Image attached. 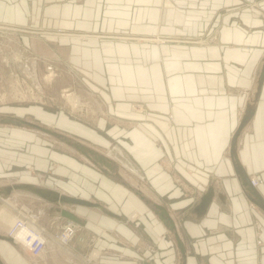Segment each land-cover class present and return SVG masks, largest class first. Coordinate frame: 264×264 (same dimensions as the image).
<instances>
[{
  "label": "crops",
  "instance_id": "obj_1",
  "mask_svg": "<svg viewBox=\"0 0 264 264\" xmlns=\"http://www.w3.org/2000/svg\"><path fill=\"white\" fill-rule=\"evenodd\" d=\"M17 1L0 0V20L31 13ZM115 1L128 18L132 8L138 12L132 31L195 36L206 31L209 37L217 36L196 45L161 43L154 57L148 49L142 52V63L121 68L118 76L111 73L112 80H132L125 91L103 92L112 109L128 120L153 117L152 123L116 125L134 161L129 168L134 175L126 174L131 179L117 181L122 173L112 175L116 168L107 156L112 168L77 167L63 159L61 184L20 177L0 186V204L9 207V215L17 210L12 205L26 196L33 202L30 217L43 229L58 233L70 221L63 232L68 235L65 244L54 242L39 258L9 239L0 218V264H46L51 259L45 255L59 256L58 248L63 256L70 255L72 243L89 241L101 262L108 254L116 258L109 264H124V257L132 259L131 264H183L175 233L160 218L155 203L165 206L174 219L186 248V264H264V210L249 197L230 151L244 115L252 110L236 139V158L250 179H263L255 187L264 197V80H259L264 0ZM247 2L255 4L257 15ZM141 21L146 22L143 28ZM123 54L130 58L128 50ZM132 100H141L143 107ZM4 149L7 162L16 149ZM208 191L211 199L199 214L197 206ZM55 195L98 204L66 202ZM135 211L142 219L131 222L127 218ZM135 226L141 232H135Z\"/></svg>",
  "mask_w": 264,
  "mask_h": 264
},
{
  "label": "rangeland",
  "instance_id": "obj_2",
  "mask_svg": "<svg viewBox=\"0 0 264 264\" xmlns=\"http://www.w3.org/2000/svg\"><path fill=\"white\" fill-rule=\"evenodd\" d=\"M17 2L31 13L21 17L23 21L17 16L14 17L15 20H0V186L13 183L20 177L27 181L36 178L37 183L45 182L43 185L52 182L61 184L63 159H70L77 167L94 165L102 169L101 163L94 161V156L88 149L112 158L117 169H113L112 175L115 176L116 171L122 173L115 176L117 181L121 183L131 179L126 174H131L129 168H132L134 161L127 155L125 139L119 137L120 132L117 130L122 128L118 129L116 125L126 127L136 122L152 123L153 117L135 116L138 119L133 117L128 120L125 115L112 109L106 102L103 92L125 91L123 87H127V83H131L132 80H112L111 73L118 76L121 68L123 71L125 66L133 67L132 63H142V52L148 49L151 51L150 57H154L153 55L157 53L155 46L162 45L161 43L196 45L215 39L217 35L209 37L206 31L197 36L186 33L182 35L170 32L132 31L131 24L136 22L134 13L137 17L138 12L132 8L128 18L125 16L126 9L120 8L115 0ZM127 4L132 6L133 1H127ZM247 5L252 9L255 6L249 2ZM139 24L141 28L146 26L144 21ZM127 50L130 52V58L123 54ZM25 58L26 63L30 64L28 71L32 69L36 71V76L31 78L32 80L21 64ZM50 70L54 75L46 79ZM38 85L41 87L40 90ZM71 96L77 97L79 104L73 105ZM131 104L143 107L141 100H132ZM10 117L32 121L55 133L35 126L6 123L5 118ZM14 132L17 135H14ZM4 148L16 149L10 152L12 158L7 162L4 160L6 157ZM15 152L18 155L14 158ZM182 187L187 190L183 184ZM20 200L17 205H12L11 209H17L16 213L12 214L15 218L24 216L32 219L31 224L38 226L45 239L43 249L28 248L22 244L33 257L40 258L54 242L58 245L59 242L64 243V238L68 235H63V232L70 221L64 224L58 233L43 229L44 227L39 226L34 217H30L33 202L26 196ZM3 203L1 202L0 207L5 204ZM7 208L9 207H6V210ZM150 208L152 209L151 205ZM134 213L136 211L127 219L131 222L137 219L141 221L138 213L132 217ZM134 230L139 233L142 228L135 226ZM72 237L74 235L69 237L70 240ZM92 244V241L86 245L72 243V248L69 247L70 255L65 256L62 255L64 250L57 247L60 249L59 256L45 255L46 259L47 257L51 259L45 260L46 264H70L66 261L69 259L71 264L116 262V258L109 254L103 257L102 262L99 254L97 258H93L96 247ZM81 245L83 247L80 248ZM129 260L124 257V261H127L124 264H131L130 261L133 260ZM134 260L140 262L136 258Z\"/></svg>",
  "mask_w": 264,
  "mask_h": 264
},
{
  "label": "water",
  "instance_id": "obj_3",
  "mask_svg": "<svg viewBox=\"0 0 264 264\" xmlns=\"http://www.w3.org/2000/svg\"><path fill=\"white\" fill-rule=\"evenodd\" d=\"M260 82H262L264 80V63L262 66V70L260 73ZM252 115V110H249L246 115H244L240 126L238 127V129L236 130L233 138H232V143H231V155L233 157V161H234V165H235V169L236 171L240 174L241 179L243 181L244 186L246 187V190L248 192L249 197L251 198V200L258 205L260 208H262L264 210V197L260 194V192L258 191V189L252 185L251 183V179L249 177V175L244 171L243 167L241 166L240 162L237 160L236 158V139L240 133V131L242 130V128L244 127L245 123L248 121V119L250 118V116ZM5 120L9 123H16L18 125H28V126H35L37 128H41V129H45L48 132L51 133H55L54 131L45 128L41 125H38L32 121L26 120V119H21V118H5ZM84 151V150H83ZM89 153L91 155L94 156V159H96L99 163L112 168V164L110 159L103 154H100L92 149H88ZM59 199H61L62 201H66V202H71V203H80V204H86V205H97L98 203H94L92 201L86 200V199H82V198H78V197H73V196H67V195H61V196H57ZM211 199V191H208L202 198V201L200 202V204L197 206V210L198 213L201 214L205 211L206 207L208 206V203ZM155 207L158 210V213L160 215V218L164 221V223H166V225L175 233V238L177 240L178 246L181 250L182 253V257L184 259L183 264L185 263V259H186V248L179 236V233L177 231V226L176 223L174 221V219L171 217L170 213L168 212V210L166 209L165 206H163L162 204L159 203H155ZM10 239V237H9Z\"/></svg>",
  "mask_w": 264,
  "mask_h": 264
},
{
  "label": "bare ground",
  "instance_id": "obj_4",
  "mask_svg": "<svg viewBox=\"0 0 264 264\" xmlns=\"http://www.w3.org/2000/svg\"><path fill=\"white\" fill-rule=\"evenodd\" d=\"M18 57V56H17ZM6 58V57H5ZM9 61V60H8ZM27 58H25V61H23L21 64L23 67H25L26 73L29 75V78H35L36 76V71L35 69H32V71H28L30 68V64H27ZM34 67V66H32ZM51 72L46 76V79L48 77H52L54 74V72L52 70H50ZM32 80V79H31ZM38 89L40 90L41 87L38 85ZM72 97V96H71ZM73 102V105H77L79 104V99L77 97H72L70 98ZM32 187V186H29ZM38 192L43 193L41 190L37 189ZM10 209L7 208L6 210V205H3L0 207V218L2 220H4V226L6 227V230H11L13 227L16 226L17 222L19 221V217L15 218L14 215H9ZM136 213H134L132 215V217H135ZM30 223H32V219L27 220V224L21 222L20 225H18L17 227H15V230L13 231V233H11V236H9V231H7V236H9L14 242L16 243H21L24 244L26 247L27 245H29L30 243V239L28 237V235H30V237L32 236V238L37 235V231H39L38 226L36 225H31ZM3 226V225H2ZM40 237V236H39ZM68 238V237H67ZM67 238H64V240H67ZM97 250V249H96ZM97 254H99L98 250L94 251V258L97 257ZM43 256V255H42Z\"/></svg>",
  "mask_w": 264,
  "mask_h": 264
},
{
  "label": "built area",
  "instance_id": "obj_5",
  "mask_svg": "<svg viewBox=\"0 0 264 264\" xmlns=\"http://www.w3.org/2000/svg\"><path fill=\"white\" fill-rule=\"evenodd\" d=\"M3 27V26H2ZM263 182V180L259 179V178H256V177H252L251 179V183L253 186H258L259 184H261ZM23 215V214H22ZM20 217V216H19ZM27 218L22 216L19 218V221L17 222L16 226L17 227L18 225L21 224V222L27 224ZM31 224V223H30ZM32 225V224H31ZM33 226V225H32ZM15 227H13L11 230H9V236H11V233H13V231L15 230ZM40 236V237H39ZM29 239H30V243L29 245H27L28 248H39L41 247V249H43V244H44V237H43V234L39 231H37V235H35L33 238L32 236L30 237V235H28ZM24 245V244H23ZM40 249V250H41Z\"/></svg>",
  "mask_w": 264,
  "mask_h": 264
}]
</instances>
